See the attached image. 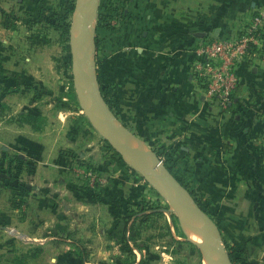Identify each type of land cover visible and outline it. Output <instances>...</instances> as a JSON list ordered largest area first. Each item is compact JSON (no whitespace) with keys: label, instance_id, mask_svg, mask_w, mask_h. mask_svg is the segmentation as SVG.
Instances as JSON below:
<instances>
[{"label":"rangeland","instance_id":"obj_1","mask_svg":"<svg viewBox=\"0 0 264 264\" xmlns=\"http://www.w3.org/2000/svg\"><path fill=\"white\" fill-rule=\"evenodd\" d=\"M96 1L90 34L98 47L101 35L115 30L126 3ZM76 11V0H0V264H80L77 252L85 264H204L200 235L189 225L194 219L177 216L109 145L79 102L72 51L80 29ZM94 51L91 43L89 68L96 83ZM83 93L93 104L91 94L84 88ZM106 106L115 119V105ZM123 135L161 166H171L175 178L194 192L192 199L217 225L234 264H264V193L248 199L234 195L244 208L219 209L230 205V195L209 194L205 179L188 180L175 162L161 160L160 147ZM38 184L49 190L47 202L58 209L71 206V212L63 225L51 222L40 229V237H52L49 242L33 244L22 231L30 230L26 208L36 200L32 191ZM83 204L87 210L80 209ZM79 213L85 214L82 220ZM231 214L240 217L239 224L229 223ZM182 220L195 240L184 232Z\"/></svg>","mask_w":264,"mask_h":264},{"label":"crops","instance_id":"obj_2","mask_svg":"<svg viewBox=\"0 0 264 264\" xmlns=\"http://www.w3.org/2000/svg\"><path fill=\"white\" fill-rule=\"evenodd\" d=\"M116 2L126 4L115 30L103 33L94 51L96 82L106 104L115 105L116 124L142 144L160 147L161 160L175 162L183 177L205 179L209 194L230 195V205L219 209L244 208L234 195L248 199L264 193V57L239 63L238 83L226 108L204 99L192 64L207 40L232 37L253 16L264 15V0ZM34 174L41 178L39 170ZM39 184L32 191L36 200L26 208L30 230L22 231L33 244L49 242L52 237H40V229L51 222L63 225L71 212V206L58 209L47 202L49 190ZM239 219L235 214L227 218L235 224ZM23 220L29 223V217Z\"/></svg>","mask_w":264,"mask_h":264},{"label":"built area","instance_id":"obj_3","mask_svg":"<svg viewBox=\"0 0 264 264\" xmlns=\"http://www.w3.org/2000/svg\"><path fill=\"white\" fill-rule=\"evenodd\" d=\"M192 64L195 80L203 89L204 99L226 108L237 86V66L254 56L264 57V15L253 16L234 36L211 38L198 51Z\"/></svg>","mask_w":264,"mask_h":264},{"label":"water","instance_id":"obj_4","mask_svg":"<svg viewBox=\"0 0 264 264\" xmlns=\"http://www.w3.org/2000/svg\"><path fill=\"white\" fill-rule=\"evenodd\" d=\"M80 2L81 0H76V8H77V15L79 16V9H80ZM87 3L89 5V8L91 10V15L89 18V33H88V47H90L91 43H93V49L95 50V41H94V35L90 34L92 29V20L96 15V6H97V1L96 0H87ZM79 10V11H78ZM84 13V12H83ZM82 13V14H83ZM196 36L202 37L203 34L202 33H196ZM72 51H73V67H74V61L75 58L77 57V47H76V42L75 39H72ZM91 59V54L88 52V57L86 60L81 61L80 62V72L81 73H86L87 71L85 70V63H88ZM74 77V76H73ZM89 81V79L87 78V82ZM91 81L93 84V87H89L88 91L91 94V97L93 98V107L95 108V110L98 113V117L96 115H94L91 111H90V106L88 105V100L86 98H81L79 93H77L78 96V100L79 102L82 104H84V106L86 107V109H88L90 112L87 113V115L90 117L91 121L97 126V128L105 135V138L107 139V142L109 143V145L111 147H113L120 155V157L123 159V161L129 165L130 167H132L133 169L139 171L144 178L160 193V195H162V197L164 199H166L169 203H174V204H179V205H183L186 206L188 208V210L196 217V219L199 220V222H201L202 225L207 226L208 228L211 229V237H210V241L211 244H213L215 246V250L219 253V255L221 256V259H223V264H232L228 253L225 251V249L223 248L222 243L220 242L219 238H218V228L217 225L214 223V221L211 219L210 216H208L199 206L198 204L192 199L189 191L183 186L181 185V183L167 170L166 167L161 166L159 161H154L153 162V166H161V172L164 173L167 178L172 181V183L176 186V188L178 189V191L180 193H183L184 195H178V196H172V195H168L166 193H164V191L156 184V182L147 175L143 165L132 155L128 152V150L125 147V139L123 138L122 134L120 133V131H124L126 135H129L132 138H135L132 134H130L129 132H127L126 130L120 128L116 123H115V119L113 118V116L110 114V112L107 109V106L103 100V97L100 93V89L99 86L97 85V82L95 83L92 79L91 76ZM75 83V81H74ZM76 86V84H75ZM83 106V108H84ZM85 110V108H84ZM86 111V110H85ZM106 126L109 127V129H111L112 131V135H113V140H110L108 138V130L106 129ZM136 139V138H135ZM138 140V139H136ZM139 141V140H138Z\"/></svg>","mask_w":264,"mask_h":264},{"label":"bare ground","instance_id":"obj_5","mask_svg":"<svg viewBox=\"0 0 264 264\" xmlns=\"http://www.w3.org/2000/svg\"><path fill=\"white\" fill-rule=\"evenodd\" d=\"M80 6H81L79 9L80 11L78 10L80 14L79 24H78L80 26V29H77L75 31V37L78 38V40L76 42L77 57L75 58V61H74L73 76H74V81H75L76 88L78 90L80 97L85 98L84 96L85 94L83 93V88L84 90L88 91L89 87L91 88L93 87V84L91 81V72L89 68L90 61L88 63H85L84 67L87 72L84 74L80 72V62L87 59L89 48H90L88 47V41H89L88 40L89 31L88 30L90 28L89 18L91 15V10L89 8L87 0H81ZM87 78L89 79L88 82H87ZM88 105L91 108L90 111L98 117L97 111L94 110L95 108L92 106L93 104H91L88 101ZM84 108L86 110V113L90 112L88 109H86L85 106ZM106 129L109 132V134L107 135L108 138L110 140H113L114 138H113L111 129H109V127L107 126H106ZM120 133L122 134L124 138L123 134H125V132L121 130ZM126 140L127 139H125V147L128 150V152L132 154L143 165L147 175L156 182V184L164 191V193L168 195H172V196L184 195L183 193H180L178 189L176 188V186L172 183V181H170L167 178V176L161 172L160 165L153 166L154 159L152 155L148 153V151H146V153H143L142 151H140L139 148L135 149L133 146H131L130 142H127ZM170 204L173 207L178 217L185 218V217L190 216L192 219H194L192 222H189V225L193 226L200 235V242L198 246L204 252V257H203L204 264H223V259H221V256L219 255V253L215 250V246L211 244V241H210L211 229L205 225H202L201 222H199V220L196 219V217L188 210L186 206L174 204V203H170ZM181 225L186 235L189 238L195 240L196 237H194V234L191 231L189 225H187L183 220L181 222ZM207 240L209 241L208 245L206 244Z\"/></svg>","mask_w":264,"mask_h":264},{"label":"trees","instance_id":"obj_6","mask_svg":"<svg viewBox=\"0 0 264 264\" xmlns=\"http://www.w3.org/2000/svg\"><path fill=\"white\" fill-rule=\"evenodd\" d=\"M100 17V15L98 16V18ZM98 20V19H97ZM94 41H95V46H96V43H97V41H96V38H94ZM96 63V62H95ZM233 96V95H232ZM103 99L107 102V100L104 98V96H103ZM167 170L169 171V172H171V166H168L167 167ZM177 179V178H176ZM178 181H179V179H178ZM180 182V181H179ZM185 188H186V186L182 183V182H180ZM189 193H190V195L192 196H194V192L193 191H190L189 190ZM20 202H23V201H20ZM24 203V202H23ZM143 218V217H142ZM129 231H130V238H131V240L134 242L135 241V237H134V235H133V223L130 225V227H129ZM228 255H229V258H230V260H231V262H232V264H234L235 262H236V259L233 257V253H232V251H228ZM77 257L80 259V264H85V257L81 254V253H79V252H77ZM262 261L264 262V255L262 256Z\"/></svg>","mask_w":264,"mask_h":264}]
</instances>
